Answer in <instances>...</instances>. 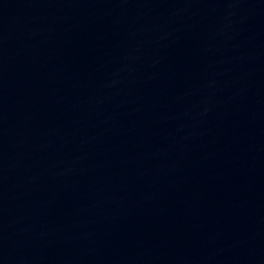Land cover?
Returning <instances> with one entry per match:
<instances>
[{"label": "water", "instance_id": "1", "mask_svg": "<svg viewBox=\"0 0 264 264\" xmlns=\"http://www.w3.org/2000/svg\"><path fill=\"white\" fill-rule=\"evenodd\" d=\"M0 264H264V0H0Z\"/></svg>", "mask_w": 264, "mask_h": 264}]
</instances>
